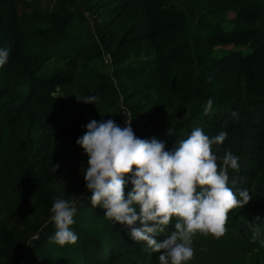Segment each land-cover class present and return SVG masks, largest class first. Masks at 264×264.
Returning <instances> with one entry per match:
<instances>
[{
    "label": "trees",
    "instance_id": "16d2710c",
    "mask_svg": "<svg viewBox=\"0 0 264 264\" xmlns=\"http://www.w3.org/2000/svg\"><path fill=\"white\" fill-rule=\"evenodd\" d=\"M0 47L9 50L0 66V264H49L51 251L72 264L158 262L127 226L84 216L95 211L84 199L88 190L82 198L80 188L59 189L66 175L56 162L79 159L86 167L75 140L90 119L123 126L119 103L136 130L155 116L140 138L155 137L166 150L194 127L209 137L227 133L211 149L239 157L229 180L237 177L235 187L247 188L250 200L229 210L225 233L246 231L245 213L264 204V0H0ZM91 95L96 105L77 99ZM209 97L213 106L204 113ZM61 195L78 211L71 226L77 241L63 246L48 239L55 231L50 207ZM174 222L154 238L164 239ZM212 237L204 235L211 247L195 257L231 264L222 237ZM10 246L15 253H6ZM232 264H264V246Z\"/></svg>",
    "mask_w": 264,
    "mask_h": 264
},
{
    "label": "clouds",
    "instance_id": "9594fccd",
    "mask_svg": "<svg viewBox=\"0 0 264 264\" xmlns=\"http://www.w3.org/2000/svg\"><path fill=\"white\" fill-rule=\"evenodd\" d=\"M8 55L9 50L0 47V66L8 62ZM77 99L94 105L97 102L95 95ZM212 106L209 97L202 105L204 113ZM231 116L238 118V113L233 110ZM83 127L85 131L75 143L87 156L82 174L91 205L104 209V217L113 223L127 226L133 241L146 242L159 254V264H187L194 254V235L222 236L229 210L250 200L247 188L235 187L237 177L229 180L228 170H239V157L227 150L217 157L211 149L226 139L223 130L209 137L194 127L186 138L166 150L164 142L155 137L134 135L129 120L121 126L111 118L90 119ZM76 211L72 199L62 195L53 199L49 220L55 231L48 237L50 241L60 246L77 241L71 227ZM173 217V230L156 240L154 236L164 232ZM257 219L259 223L248 221L250 240L264 244V231L258 226L264 224V218Z\"/></svg>",
    "mask_w": 264,
    "mask_h": 264
},
{
    "label": "rangeland",
    "instance_id": "374dc122",
    "mask_svg": "<svg viewBox=\"0 0 264 264\" xmlns=\"http://www.w3.org/2000/svg\"><path fill=\"white\" fill-rule=\"evenodd\" d=\"M109 60V57L107 55H105L104 59H103V63H107ZM137 83L136 82H132L131 83V87H133L135 84ZM118 107L121 108V111H125L124 113V116L126 117L125 121H128L129 120V123H130V126L132 127V122L130 121L129 117H128V110L126 106L122 105L121 103L118 104ZM163 109L165 111H167V106H163ZM128 111V112H127ZM156 119L155 116H153L152 118L150 117H147V121H146V125L147 124H151L154 120ZM145 124V123H143ZM139 127L138 130L133 129L134 131V135H136L137 137H142L143 135L146 134V131L148 127ZM124 126V125H123ZM145 129V130H144ZM65 161H62L61 163L60 162H56V164L59 166V168L65 172V175H66V178L64 179V181H62V183L60 184L59 186V189L61 190L62 188H66V190H71L72 188H75V189H78L80 188V191L82 190V188H85L84 187V179H83V170L86 168L83 166V164L80 162V160H71L69 158H65L64 159ZM86 189V188H85ZM87 191V189H86ZM86 191H81V196L80 197H85V193ZM90 191L88 190V193L86 194V197L84 198L86 201L88 199V195L90 194L89 193ZM74 198V196H73ZM69 199H72L71 197ZM88 205L90 204L88 201H87ZM1 209V207H0ZM27 208L26 207H22L20 208V212L21 213H28V214H32L33 212H26ZM93 213L90 214L89 211H85L84 213V216L85 217H88L89 219H93V220H96V215L98 214H102L104 213L103 210H98V209H95L93 207ZM75 215H78V211H77V214ZM45 215L42 216V218H44ZM245 219L243 220V225L245 226L246 228V231L245 229H242V228H238L236 229V232H234L231 236L227 235V233H224L221 237V242H220V247L224 250V255H225V258L230 260L231 264L233 262V260L235 259L236 256H238L239 254L241 253H245L246 255L250 254L251 252L253 251H256L260 248H262L264 246V244H261L259 243V241L257 242H252L250 240V236H251V227L249 226L248 224V221L249 222H256V223H259L260 222V219H257V218H264V204H260V203H253L252 206L249 208V211H247L245 213ZM49 218V217H48ZM46 219L47 217H45L43 223L44 225H46ZM48 222V220H47ZM49 222L51 223V221L49 220ZM49 223V224H50ZM17 225L19 227H21V224L20 223H17ZM258 226L261 228L262 231H264V224H258ZM16 229H11V232L12 233H15ZM100 237V236H99ZM221 237H212V238H221ZM35 236L32 238L34 239ZM203 238H204V235L203 234H200L199 232H197L194 237H193V242H192V247H193V257L190 261L187 262V264H214V263H219L220 261L218 260H215L211 263H203L201 261V259H197L195 257L196 254H199L202 250L204 249H208L211 247V242L208 241V242H204L203 241ZM200 246L202 247V249L200 250ZM10 250H6V253H9V252H12L13 250H15L12 246H10ZM230 248H234V250H231L230 253H229V257L226 255V252L228 251V249ZM200 250V251H199ZM16 252V250L14 251V253ZM1 253V251H0ZM49 257V264H59V261L62 260L64 261V263H67V261L63 260L62 258H66V259H69V257L67 256H63V255H59L58 252L57 254H55V251H51L48 255ZM75 258H77V256L73 257L71 259V262H73V260H75ZM222 258V257H221ZM20 263V261H19ZM67 264H72V263H67ZM138 264H143V263H138ZM150 264H159V261L156 262V263H150ZM221 264H227V261L222 259V263Z\"/></svg>",
    "mask_w": 264,
    "mask_h": 264
}]
</instances>
